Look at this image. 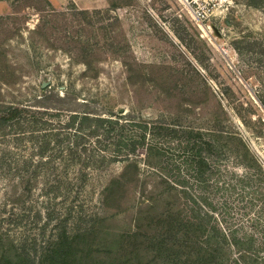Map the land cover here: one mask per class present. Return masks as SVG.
<instances>
[{
	"label": "rangeland",
	"instance_id": "obj_1",
	"mask_svg": "<svg viewBox=\"0 0 264 264\" xmlns=\"http://www.w3.org/2000/svg\"><path fill=\"white\" fill-rule=\"evenodd\" d=\"M6 1L0 109L24 111L0 117L1 264H39L62 231L110 258L166 204L201 224L215 264H264V8L221 0L197 20L184 0ZM152 119L212 143L202 173Z\"/></svg>",
	"mask_w": 264,
	"mask_h": 264
},
{
	"label": "trees",
	"instance_id": "obj_2",
	"mask_svg": "<svg viewBox=\"0 0 264 264\" xmlns=\"http://www.w3.org/2000/svg\"><path fill=\"white\" fill-rule=\"evenodd\" d=\"M246 3L264 8V0H246ZM23 111L17 106H8L0 109V117L3 121H8ZM97 120L99 124L118 123V120H112V118L100 117ZM179 129L157 119L150 120L148 126L152 138L166 137L176 139L178 143L184 142L183 152L186 160L193 165L195 174L198 175L203 172L202 167L207 163L202 155L203 147L213 151L214 146L207 140H201L200 132L192 127ZM231 137L241 140L238 136ZM142 138H144V134H142ZM241 144L247 154L254 156L244 142ZM148 145L150 153L154 144L151 141ZM129 167L136 170L138 166L135 161H128L125 170ZM162 181L168 187L176 188L180 192H187L185 188H178L164 178ZM113 183L117 184L118 179H111L109 186ZM147 214L148 211L142 216L147 227L140 233L136 231L127 235L131 237L130 242L132 243V248L129 250H117L110 255V258H107V255H96L92 250L80 247L79 243L88 240L87 237L85 239V236L69 235L62 231L50 245L43 249L39 264H215L217 247L213 244L201 245L195 241L202 228L200 223L192 219H184L180 215L179 208L171 204H166L164 209L157 214L151 213L148 216ZM154 219H156L155 222H153ZM225 237L224 234V239ZM232 238L237 243L235 236ZM22 256L23 254H18L19 260L16 264L27 263L26 256Z\"/></svg>",
	"mask_w": 264,
	"mask_h": 264
},
{
	"label": "built area",
	"instance_id": "obj_3",
	"mask_svg": "<svg viewBox=\"0 0 264 264\" xmlns=\"http://www.w3.org/2000/svg\"><path fill=\"white\" fill-rule=\"evenodd\" d=\"M190 1L192 2L190 4ZM221 0H184V2L186 4H188V6H192L190 7L193 16L197 19V20H204L206 19V16L208 17L210 11L213 9V7H219ZM230 3V1L228 0H224V10L228 8V4ZM193 4H195L193 6ZM207 25V24H206Z\"/></svg>",
	"mask_w": 264,
	"mask_h": 264
},
{
	"label": "crops",
	"instance_id": "obj_4",
	"mask_svg": "<svg viewBox=\"0 0 264 264\" xmlns=\"http://www.w3.org/2000/svg\"><path fill=\"white\" fill-rule=\"evenodd\" d=\"M8 10V2L6 0H0V15Z\"/></svg>",
	"mask_w": 264,
	"mask_h": 264
},
{
	"label": "water",
	"instance_id": "obj_5",
	"mask_svg": "<svg viewBox=\"0 0 264 264\" xmlns=\"http://www.w3.org/2000/svg\"><path fill=\"white\" fill-rule=\"evenodd\" d=\"M46 81H47V80H46ZM44 84H45V83H44V82H42V86H44Z\"/></svg>",
	"mask_w": 264,
	"mask_h": 264
}]
</instances>
